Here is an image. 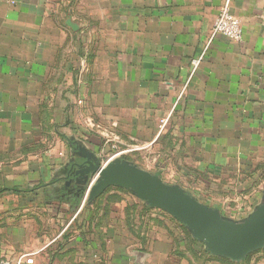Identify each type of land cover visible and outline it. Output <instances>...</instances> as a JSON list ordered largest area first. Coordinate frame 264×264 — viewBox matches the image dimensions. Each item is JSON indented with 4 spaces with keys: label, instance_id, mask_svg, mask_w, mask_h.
Wrapping results in <instances>:
<instances>
[{
    "label": "crops",
    "instance_id": "1",
    "mask_svg": "<svg viewBox=\"0 0 264 264\" xmlns=\"http://www.w3.org/2000/svg\"><path fill=\"white\" fill-rule=\"evenodd\" d=\"M225 2L0 0V264H158L145 210L128 221L125 206L115 225L95 208L109 196L87 193L80 155L104 163L113 145L220 196L236 190L245 205L233 220L179 187L233 222L261 204L264 0H229L239 42L211 37ZM187 233L192 257L170 244L160 264H264V248L209 257Z\"/></svg>",
    "mask_w": 264,
    "mask_h": 264
},
{
    "label": "water",
    "instance_id": "2",
    "mask_svg": "<svg viewBox=\"0 0 264 264\" xmlns=\"http://www.w3.org/2000/svg\"><path fill=\"white\" fill-rule=\"evenodd\" d=\"M80 156L86 160V168L82 171L94 176L88 190L90 198L111 186L128 189L149 207L166 212L183 224L210 254L231 261L243 260L264 248V191L261 204L244 220L233 222L178 186L164 184L158 176L121 157L111 156L104 163H92L88 154Z\"/></svg>",
    "mask_w": 264,
    "mask_h": 264
},
{
    "label": "rangeland",
    "instance_id": "3",
    "mask_svg": "<svg viewBox=\"0 0 264 264\" xmlns=\"http://www.w3.org/2000/svg\"><path fill=\"white\" fill-rule=\"evenodd\" d=\"M102 140V139H101ZM101 142V141H100ZM103 143V142H102ZM113 144V143H111ZM113 149L110 147V149L106 148L104 156H108L109 154L113 155L115 153H119L120 147L117 145H113ZM117 147V148H116ZM111 150L113 152H111ZM109 155V156H110ZM138 152L133 151L132 153H127L122 157V159H126L127 162L136 165V163L139 165V167H142L146 170H149L151 172H157L160 174L163 180L170 182L172 184H177L178 187H181L187 191L190 195L194 196L195 198L199 199L200 202L204 204H209L211 206H217L221 209V212L230 219H237L236 213L234 210L243 208L242 205H245V202H243L239 192L236 190L234 191L235 194H228L225 196H220L217 193V190L219 191L220 189L217 187L218 185L212 186H204L203 184H199L197 182L191 181L189 178L187 179L186 177L182 176L181 171H176L175 169H170V168H164L161 166L156 165L154 168L151 166V161L153 155L151 154H145L143 160L145 162H141V157H138ZM148 160L150 162H148ZM153 165V163H152ZM263 172V170H261ZM176 177V178H175ZM264 187V182L261 185ZM260 186V187H261ZM89 191L87 190V193ZM216 192V193H215ZM103 193H106L107 196L109 197H99L100 201L97 203L95 208H101L104 207V203L106 204L105 208L106 210L109 211V216L113 218L115 225L119 224V217L121 218V208L123 209L125 206L127 211L129 212V218L128 221L131 219L130 214L133 213L135 210H145V214H143L141 218V222H145V231H144V238L145 242H143V245H145L146 240L151 241L157 239L158 243H155L154 246L152 244V247L154 248L152 251V255L150 257L156 258V262L160 264V261H157V259H162L163 256H160L159 252L160 250H166L168 246L173 245V248L171 246V250L173 253H180L183 254L184 256L187 255V257H192L193 252L190 250V245H191V239L189 238V235L187 236V228L184 227V229H181L178 227L181 224L178 222L176 219H174L172 216L167 214L166 212L159 211V215L155 211L148 212L151 207L146 202L141 201L139 198H137L133 193H131L130 190L125 189V188H119L115 186L108 187L103 191ZM122 200V202H119ZM115 201H118L119 205L117 206L118 203ZM121 203V204H120ZM116 205V206H115ZM148 210V211H147ZM112 222V223H114ZM177 224V226H175ZM113 225V224H112ZM183 225V224H182ZM149 228V229H147ZM170 228L173 231H170ZM169 233V234H168ZM182 233L185 234L186 239L185 242L182 237ZM171 235V238L173 242L170 243L164 240L166 237L168 238ZM176 237L174 239L173 237ZM170 240V238H169ZM188 242V243H187ZM187 244L188 247H187ZM167 246V247H166ZM202 247V246H200ZM181 248V250H180ZM192 249V248H191ZM208 252V251H207ZM164 255V254H162ZM254 255V254H253ZM207 256L212 257L215 255L210 254L209 252L207 253ZM256 256V255H255ZM216 264V262H209V264Z\"/></svg>",
    "mask_w": 264,
    "mask_h": 264
},
{
    "label": "built area",
    "instance_id": "4",
    "mask_svg": "<svg viewBox=\"0 0 264 264\" xmlns=\"http://www.w3.org/2000/svg\"><path fill=\"white\" fill-rule=\"evenodd\" d=\"M216 36H222L234 42H239L242 39L243 31L239 20L230 11L229 0H226L213 22L211 37ZM194 63L196 66L197 62ZM121 153L124 152L115 153L112 156H118Z\"/></svg>",
    "mask_w": 264,
    "mask_h": 264
},
{
    "label": "trees",
    "instance_id": "5",
    "mask_svg": "<svg viewBox=\"0 0 264 264\" xmlns=\"http://www.w3.org/2000/svg\"><path fill=\"white\" fill-rule=\"evenodd\" d=\"M207 253V252H206ZM249 256V255H248Z\"/></svg>",
    "mask_w": 264,
    "mask_h": 264
}]
</instances>
